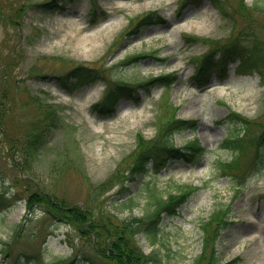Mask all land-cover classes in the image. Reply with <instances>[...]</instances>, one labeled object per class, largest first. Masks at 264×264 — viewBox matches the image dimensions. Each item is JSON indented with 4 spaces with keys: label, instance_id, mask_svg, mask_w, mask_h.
<instances>
[{
    "label": "rangeland",
    "instance_id": "374dc122",
    "mask_svg": "<svg viewBox=\"0 0 264 264\" xmlns=\"http://www.w3.org/2000/svg\"><path fill=\"white\" fill-rule=\"evenodd\" d=\"M50 1L0 0V264L98 260L87 236L70 224L37 205L27 210L32 189L70 205L89 204L95 212L141 217L150 203L146 180L156 182L162 196L193 189L175 213H162L155 243L137 234L142 250L157 254L159 264H193L202 249V220L227 205L230 222L215 238L218 262L264 264V167L257 170L254 157L258 139L245 148L239 181L214 168L217 158L231 157L219 147L232 125L229 110L255 120L246 135L264 136L263 81L256 68L239 71L237 57L224 71H205L208 84L193 77L214 43L239 39L248 48V33L264 51V0H245L244 9L237 0H222L226 13L211 0H67L49 7ZM149 12L153 17L141 24ZM84 35L94 41H79ZM78 65L97 79L81 85L71 72ZM168 72L167 86L140 84ZM125 81L133 84L131 94L118 96L114 111L92 107L110 85ZM87 95L92 99L86 101ZM172 104L178 105L177 116L194 120V127L173 133L174 145L196 139L205 150L195 159L169 160L155 178L126 179L136 133L153 137L159 111L166 114ZM51 110L58 124L25 162L10 137L24 138L29 124ZM122 186L124 196H134L131 208L116 204Z\"/></svg>",
    "mask_w": 264,
    "mask_h": 264
},
{
    "label": "trees",
    "instance_id": "16d2710c",
    "mask_svg": "<svg viewBox=\"0 0 264 264\" xmlns=\"http://www.w3.org/2000/svg\"><path fill=\"white\" fill-rule=\"evenodd\" d=\"M52 0L47 2L49 7L56 5H62L66 0ZM214 5L222 12L226 13L227 10L223 7L222 0H211ZM240 5L246 3L244 0H237ZM44 5V4H43ZM254 8L259 6L254 5ZM241 9V10H242ZM153 17V12L146 13L139 22L146 23ZM245 34V33H244ZM250 46L243 48L236 41H230L229 43H220L218 45L209 48L204 55L200 58L196 64L193 77H196L201 81V84L207 82L208 76H204L205 71L210 69L225 70L227 64L233 61L234 57L239 58V64L237 68L239 71H246L250 68H256L260 74V79L264 84V51L260 46L258 38L254 34H248ZM213 45V44H212ZM245 49V50H244ZM218 51L217 57L214 53ZM84 69L81 67H75L72 72H76L78 79H86L88 75L84 73ZM170 73L165 75H159L150 80V83L158 82L160 84L168 85L171 80L168 78ZM95 76H91L89 79H93ZM116 90L110 89L103 95L102 100L95 103L93 108L97 110H110L114 111V105L117 97L121 94L129 93V86L127 84L118 85ZM6 92V91H2ZM2 98H0V101ZM178 105H171L170 111L163 114L159 111V116L156 121V134L151 138L144 137L141 131L136 133V146L132 150V163L125 178L128 180H134L137 175H141V178L150 175L151 178H155L157 174L167 166L169 160L189 157V159H195L200 155L204 147L200 146L198 140L193 139L181 147H177L173 143L172 135L175 131H181L188 127H194V120L184 119L176 116ZM41 114V118L36 117L35 121L29 124V128L24 132V138L10 137V144L15 142L14 150L19 153L23 160L26 162L29 158L35 156L42 145L47 142V132L49 128L58 124L59 117L51 110ZM49 113V114H48ZM227 117L230 119L231 128H229V134L220 142L221 148L228 149L231 152V157L228 160L217 158L214 161V168L217 172L224 176L233 178L236 181L238 179V170L240 168L241 160L246 153V147L258 139L255 142V159L257 170L264 167V156L260 154L264 145V136L249 137L248 126L256 124L255 120H249L241 117L239 114L230 110ZM0 114H3L0 112ZM169 114V115H167ZM1 120V119H0ZM57 121V123H56ZM239 123V124H237ZM241 131L245 134H240ZM3 133V131H2ZM264 135V129L263 134ZM15 165V161L13 160ZM145 181V189L149 193V209L146 214L141 217L130 216L126 218H119L110 210L98 209L94 211L90 209L89 204H67L65 201L60 200L55 195H50L47 192L40 191L38 189H32L26 194L25 205L27 210L37 205L48 216H54L64 222L70 224L75 228L82 236H87V241L91 244L92 250L98 260L91 259L89 264H159L160 258L152 253H145L137 242V234H146L150 241L155 243L157 241L158 234L160 232V222L162 213L173 214L177 206L184 200V198L193 191L192 188L180 190L177 194L168 193L162 196L157 193L155 187L156 182ZM19 185V181H15ZM104 187V186H102ZM107 189V185L105 186ZM125 187L122 186L119 191L123 194ZM124 191V192H123ZM120 196L117 200L118 205L121 208H131L135 205L134 196L123 197ZM10 205V204H9ZM229 206H225L224 209L215 208L207 219L202 220L200 226L202 229V249L201 252L195 256L193 264H229L220 263L217 260L215 254V238L218 236L221 229L227 226L230 222ZM210 247V249H209ZM209 249V255L205 251ZM77 258L68 259L64 264H74Z\"/></svg>",
    "mask_w": 264,
    "mask_h": 264
},
{
    "label": "bare ground",
    "instance_id": "6f19581e",
    "mask_svg": "<svg viewBox=\"0 0 264 264\" xmlns=\"http://www.w3.org/2000/svg\"><path fill=\"white\" fill-rule=\"evenodd\" d=\"M78 29H80L81 30V27L80 26H78ZM79 41H81V42H85L86 40H89V41H94V40H92L90 37H88V35H84V36H80L79 38ZM90 42V43H91ZM89 44V43H88ZM89 99H92V95H87V97H86V101H88Z\"/></svg>",
    "mask_w": 264,
    "mask_h": 264
}]
</instances>
